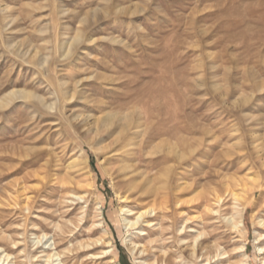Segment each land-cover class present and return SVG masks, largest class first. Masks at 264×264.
<instances>
[{
	"label": "rangeland",
	"instance_id": "rangeland-1",
	"mask_svg": "<svg viewBox=\"0 0 264 264\" xmlns=\"http://www.w3.org/2000/svg\"><path fill=\"white\" fill-rule=\"evenodd\" d=\"M0 99L5 264H44L47 240L64 264L205 263L172 243V204L127 227L153 197L121 198L122 151L95 130L109 114L153 186L190 187L178 237L264 264V0H0Z\"/></svg>",
	"mask_w": 264,
	"mask_h": 264
},
{
	"label": "bare ground",
	"instance_id": "bare-ground-1",
	"mask_svg": "<svg viewBox=\"0 0 264 264\" xmlns=\"http://www.w3.org/2000/svg\"><path fill=\"white\" fill-rule=\"evenodd\" d=\"M81 37L82 36L77 35L76 38H74L73 40L79 41L81 39ZM69 51H68V54H69ZM17 94L21 95L22 97L31 95L30 92H26V91H12L10 95L13 96V95H17ZM69 95H71V94H69ZM2 101L3 100L0 99V102H2ZM96 124H97V127L95 129L96 132H100V130H103L104 132L112 130L111 135H114V137L112 138V142L110 144H108L106 146V148L111 149L113 147H118V149H120L122 151L121 156H120L121 157L120 161L122 162V164L120 165L118 172H120L121 176L124 179L125 193H127V194L125 196H121V198L123 197V198L127 199L128 194L130 195L131 193H135V192L137 194L138 191L140 193H142L144 196L151 197V198L153 197V200H151L149 202L150 204L152 203L150 205V207H147V208L143 209L141 212H138L136 218H134V219L125 218V221H127V227H129V229L135 228L138 225L140 219L151 216L153 214V212H156L157 207H159L158 209H161L163 211H167L168 205L172 204V206L174 205V208H173V212H172L173 218L171 219L172 220L171 221V223H172L171 227L177 228V226H178L177 221L179 218L185 220V222H184L182 228H180V230H179V228H177L176 232H174L175 230L173 229L174 231L172 232V234H173L172 235V238H173L172 243L176 242V241L178 242V240L181 241V243H179L180 245H178V246H180L179 249H181V251H185V252L188 251V255L192 259L193 258H196V259L201 258V261L205 262L204 264H209V262H210V264H212L213 259H215L214 262H216V261H217V263L221 262L222 258H220L221 253H219V247L215 251H213L208 245L205 244V242H203L204 238H201V240L197 244H192L188 240H186V238H183L184 236L178 237V235H180V234L185 235L188 232L192 231V230H188V229L190 228V224L192 223L194 218L189 216V214L186 213L185 210L187 208H189L186 206V204L188 202H185L184 201L185 199L183 200V197H184L183 195H184V193H186L185 191L190 187H188L187 183H185V182L180 183L174 187L171 186V182H170L171 180H170L169 176H167L164 179L165 180L164 181L165 187L163 185L162 191L159 190L160 187L153 186L152 178H150L144 172H141L137 163H134V158L132 156L133 153H132L131 148H130L131 143H128V141H127V139H128L127 134L129 133V131H130L129 128L131 126L130 118L128 116L118 117L116 114H109L106 118H103V120L100 123H96ZM178 146L179 145L172 142V143H168L165 147L168 150L167 152L169 154L173 155V157H176L178 160H180V159H183L185 157V154L183 152L189 150V146L186 143H184L183 151L180 150L178 148ZM81 169L83 170L85 168H81ZM231 194L235 200L240 199V196L238 194H236L234 191ZM215 198H216L218 203H221L224 201L223 197L219 194H215ZM242 198L244 200H246L244 197H242ZM149 203H147V204H149ZM126 213L127 214L130 213L128 215L132 214L131 210H128V209L126 210ZM155 216H156V213H155ZM146 221H148L149 223L151 222L149 220H146ZM231 221H233V220H231ZM239 223L240 222H236V223L233 222L232 227L233 228H239ZM178 231H179V233H178ZM199 237H203L202 232L198 235V237L196 239H198ZM41 242H42V239H39L36 243L40 244ZM104 243H107L109 245L110 241L107 242L103 238H100V239H97L91 243H88V244L86 243L87 245H83V249L90 250V249H93L94 247H97L98 245H102ZM56 246H57L56 243H52V242L50 243L49 240H47L46 242L41 244V246H38V247H42L43 250H42V254L39 255L36 258V260H38L39 258H41V259L44 258V261H45L44 264H64L63 259H62V255L60 252L57 251ZM259 249H260V252L262 254H264V251H263L264 246H260ZM109 252H110V250H106L105 252H103L102 257H104V254L108 255ZM141 252L145 254L146 249H143ZM225 253L226 252H223L222 254H225ZM93 257L99 258L98 256H93ZM161 259H162L161 260L162 264L164 262H166L165 264H171L172 263V256L167 254V253H165L161 257ZM0 263L5 264V260L0 258ZM141 264H155V263H149V262L144 261V262H141Z\"/></svg>",
	"mask_w": 264,
	"mask_h": 264
},
{
	"label": "trees",
	"instance_id": "trees-1",
	"mask_svg": "<svg viewBox=\"0 0 264 264\" xmlns=\"http://www.w3.org/2000/svg\"><path fill=\"white\" fill-rule=\"evenodd\" d=\"M126 264V263H125Z\"/></svg>",
	"mask_w": 264,
	"mask_h": 264
}]
</instances>
